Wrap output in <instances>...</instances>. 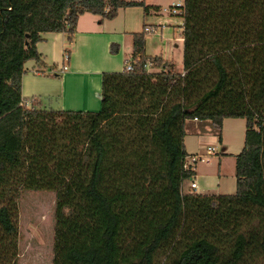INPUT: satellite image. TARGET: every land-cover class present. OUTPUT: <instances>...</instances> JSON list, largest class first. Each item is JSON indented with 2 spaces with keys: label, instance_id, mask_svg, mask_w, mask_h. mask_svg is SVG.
I'll list each match as a JSON object with an SVG mask.
<instances>
[{
  "label": "trees",
  "instance_id": "16d2710c",
  "mask_svg": "<svg viewBox=\"0 0 264 264\" xmlns=\"http://www.w3.org/2000/svg\"><path fill=\"white\" fill-rule=\"evenodd\" d=\"M131 5L159 8L0 0V264H18L22 189L55 192L51 264H264V0H183L181 71L145 52L144 23L132 68L102 72L97 110L24 103L44 32L69 42L80 14ZM225 117L245 118L235 191L183 192L185 120L220 132Z\"/></svg>",
  "mask_w": 264,
  "mask_h": 264
},
{
  "label": "crops",
  "instance_id": "0c3cea01",
  "mask_svg": "<svg viewBox=\"0 0 264 264\" xmlns=\"http://www.w3.org/2000/svg\"><path fill=\"white\" fill-rule=\"evenodd\" d=\"M144 2L158 5L159 8L150 9L148 13H144L141 5L121 7L112 18H102L100 15L90 12L80 14L77 18L73 38L69 42L65 31L44 32L42 39L37 42L41 60L36 62L29 59L24 63L25 71L21 81V94L24 103L27 106L62 109H99L102 72L119 71L124 68L123 61L131 58L132 32L140 31L144 23L158 24L161 29H168L162 23H167L168 18H163L162 21L161 17L157 21L146 20L149 16L153 18L157 14L163 15L161 9L165 7H162V3L149 0H144ZM170 6L172 8L174 5ZM181 9L174 13L181 14ZM181 21L183 22V17ZM182 22L179 23V25L181 24V35L178 38L183 44ZM150 34H145V52L151 55L160 54L163 58L172 59V46L168 43L161 46L159 53L152 52L155 49L149 45ZM113 43L118 47L116 53L110 50ZM65 52L68 54L67 58H64ZM63 64H67V69L61 72L59 69ZM147 68L151 71L159 70V67L150 64H147ZM192 120L209 121L197 118ZM205 133L207 134V131ZM203 137L205 141H200V144L192 151L186 149L187 153H194L207 145L215 146L217 144L214 134H207L206 137ZM199 139L202 138L199 137ZM226 151L225 148L222 150V152ZM238 151V147H233L229 153L234 157ZM232 177L233 186H235V176ZM194 179L197 182L194 189L190 188V177L183 179L181 184L183 192H198L197 188L202 186L199 193H224L226 190L220 191V189L224 186H231L225 183L222 185V177L219 172L218 175H211L206 173L203 168H199L198 164L194 170Z\"/></svg>",
  "mask_w": 264,
  "mask_h": 264
},
{
  "label": "rangeland",
  "instance_id": "374dc122",
  "mask_svg": "<svg viewBox=\"0 0 264 264\" xmlns=\"http://www.w3.org/2000/svg\"><path fill=\"white\" fill-rule=\"evenodd\" d=\"M162 3V14L156 17H148L147 21H157L168 18L167 23L163 25L168 29H161V26L155 24L156 29L146 33L149 35V45L153 47V53H159L163 44L172 46L173 58L176 68L182 69V51L183 44L179 41L181 35L182 15L178 13H170V5H174L177 0H149ZM183 2V0H180ZM172 3V4H171ZM173 7V6H172ZM177 11L179 6H174ZM142 27V26H141ZM166 28V27H165ZM117 51H115L116 53ZM129 61L127 58L123 61V66ZM152 66V65H151ZM181 69V70H180ZM149 70V69H148ZM204 120V119H203ZM207 120V119H206ZM245 118L243 117H226L223 119L222 127L218 132L209 121H193L188 118L185 120L184 143L187 150H193L204 142L207 134H214L217 138L215 151L209 154L208 161L198 162V167L203 168L206 173L218 175L222 177V185L220 191L231 193L235 191L232 176L234 172L235 155L231 156L229 151L233 147H238L239 151L244 144ZM207 131V134L205 133ZM244 131V132H243ZM199 133V134H198ZM219 136L221 139H219ZM201 137L202 139H199ZM226 149L228 153L222 152ZM233 151V150H232ZM238 151V152H239ZM190 152V151H188ZM220 162V163H219ZM235 178V177H234ZM199 180V177H198ZM198 192L202 190V186L198 187ZM225 189V190H224ZM230 189V191H227ZM54 209H55V192L49 189H22L18 198V264H51L53 258V236H54Z\"/></svg>",
  "mask_w": 264,
  "mask_h": 264
},
{
  "label": "built area",
  "instance_id": "2783aa9c",
  "mask_svg": "<svg viewBox=\"0 0 264 264\" xmlns=\"http://www.w3.org/2000/svg\"><path fill=\"white\" fill-rule=\"evenodd\" d=\"M183 2H181L180 0H177L174 4V6H179L180 9L182 8ZM172 7L170 10L171 12H177V9L175 7ZM183 9H181L180 12H182ZM156 29V26L155 25H152V24H147L145 26V30L147 32L149 31H154ZM68 57V54L67 52H65L64 54V58H67ZM132 68V64L130 61H128L125 65V69H130ZM65 69H67V64H63V66L59 69V71H64ZM215 151V146L213 145H207L205 146V148H203L202 150L200 151H197V152H194V153H188L186 156H184L183 158V168L186 169V170H195L196 168V165L198 164V162H204V161H208L209 158L208 155L209 154H212L214 153ZM190 188H195L197 186V182L196 180L194 179V173H192L190 176ZM189 192V191H187Z\"/></svg>",
  "mask_w": 264,
  "mask_h": 264
}]
</instances>
